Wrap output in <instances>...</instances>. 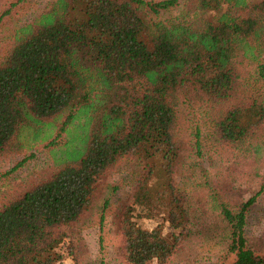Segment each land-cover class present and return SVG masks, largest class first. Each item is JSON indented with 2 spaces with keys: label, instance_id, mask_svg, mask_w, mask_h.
<instances>
[{
  "label": "trees",
  "instance_id": "16d2710c",
  "mask_svg": "<svg viewBox=\"0 0 264 264\" xmlns=\"http://www.w3.org/2000/svg\"><path fill=\"white\" fill-rule=\"evenodd\" d=\"M177 5L52 0L16 31L0 55V156L43 144L52 160L0 204V264H82L69 228L122 162L133 182L118 212L124 263L165 264L187 243L213 239L219 264H264L245 234L258 193L231 205L218 184L241 157L261 175L264 62L251 85L237 59L264 56V0H192L193 21L172 15ZM180 104L203 108L212 143L234 153L231 165L204 170L203 182L182 174L202 149L199 127L189 145L178 134ZM105 207L106 199L100 223ZM157 217L151 229L136 220Z\"/></svg>",
  "mask_w": 264,
  "mask_h": 264
},
{
  "label": "rangeland",
  "instance_id": "374dc122",
  "mask_svg": "<svg viewBox=\"0 0 264 264\" xmlns=\"http://www.w3.org/2000/svg\"><path fill=\"white\" fill-rule=\"evenodd\" d=\"M52 0H0V55L14 43L16 31L25 23L33 20L42 11L48 8ZM192 0H178V5L171 10L172 15L184 14L189 20L196 16L195 8L192 7ZM199 14V13H198ZM203 17V14H199ZM259 62H264V56L260 55L258 60L238 58L237 68L240 72V79L243 84L255 83L257 78L256 69ZM178 134L187 145L196 141L199 127V140L201 142V155L195 157L197 164L188 168V164L182 166L183 175L192 177L191 182H203L204 170L217 164L221 159L222 167L232 164L234 153L229 152L225 147L214 145L208 135L207 120L204 109L195 106L180 104L178 106ZM37 144L33 150L21 151L18 153L5 154L0 156V204L4 199L16 195V192L29 185L28 181L35 176L34 173L45 169L52 160L48 147ZM35 152L34 157L27 159L20 165L24 156ZM260 165V176H256L255 163L251 158L241 157L237 164L236 172L222 174L219 181L221 197L229 204L245 202L256 195L255 201L248 207L246 212L245 234L249 245L264 252V159ZM188 181L184 179L183 181ZM223 183V186L220 184ZM193 186V184H192ZM228 186V189L226 188ZM133 182L131 174L126 169L124 162L118 164L97 184L93 203L96 204L74 228H69L76 238V249L80 252L82 264H126L122 260L121 233L119 231L118 212L125 203H130ZM106 199V207L103 211V219L100 223L99 207ZM137 214V211L134 212ZM137 222L146 228H153L161 224L159 217L155 219L136 218ZM213 221V220H211ZM214 223V222H213ZM163 234L167 235V224H163ZM68 231L64 228L65 234ZM199 239L201 237H195ZM187 242L184 243V245ZM222 243L215 244L212 240L191 241L187 243L180 253L172 256L165 264H219L218 256ZM67 262L70 259H66ZM153 264H156L155 262Z\"/></svg>",
  "mask_w": 264,
  "mask_h": 264
}]
</instances>
